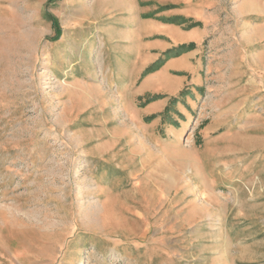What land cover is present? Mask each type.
Returning a JSON list of instances; mask_svg holds the SVG:
<instances>
[{"label":"rangeland","instance_id":"374dc122","mask_svg":"<svg viewBox=\"0 0 264 264\" xmlns=\"http://www.w3.org/2000/svg\"><path fill=\"white\" fill-rule=\"evenodd\" d=\"M248 1L211 9L200 120L164 147L80 52L108 24L95 0H0V264H264V18ZM251 81L259 95L208 150V100ZM214 170L230 176L208 191Z\"/></svg>","mask_w":264,"mask_h":264},{"label":"crops","instance_id":"0c3cea01","mask_svg":"<svg viewBox=\"0 0 264 264\" xmlns=\"http://www.w3.org/2000/svg\"><path fill=\"white\" fill-rule=\"evenodd\" d=\"M220 4L221 0H95L98 14L106 16L108 24L96 27L93 31L96 42H89L87 51L80 52L94 53L97 62L107 63L105 72L117 86L122 109L128 112L130 123L142 124L148 132L160 129L164 136L159 142L164 147L177 146L185 128L194 119L200 120L197 110L205 95L204 68L207 67L201 55L202 45L211 36V9ZM248 4H251L250 14L264 18V0H249L240 9L244 10L243 6ZM192 23L202 25L190 29ZM263 28L254 26L251 31L259 32ZM54 29L59 32L60 28ZM191 44H195L193 50L188 49ZM211 44L217 46V40ZM168 52H171L170 58L165 56ZM158 63L154 72L144 76L148 68ZM210 68L215 70V66ZM217 75L215 79L225 78L222 72ZM247 86L226 88L214 94L215 100H208L214 104L216 113L199 131L208 150L221 140L219 131L230 124L229 119L240 116L252 103V95H259L257 83L251 81ZM220 89L215 88V92ZM182 91L186 95L180 97ZM155 96L162 98L152 99ZM172 99L177 101L170 105ZM168 107L171 111L166 113ZM246 116L251 119L244 117L237 125L241 127L240 135L257 134L259 126H252L254 115ZM207 152L213 159L214 155L210 157L211 152ZM229 176L230 173L206 171L203 182L209 191Z\"/></svg>","mask_w":264,"mask_h":264},{"label":"trees","instance_id":"16d2710c","mask_svg":"<svg viewBox=\"0 0 264 264\" xmlns=\"http://www.w3.org/2000/svg\"><path fill=\"white\" fill-rule=\"evenodd\" d=\"M54 20V19H53ZM54 22V21H53ZM55 23V22H54ZM53 23V24H54ZM55 25V24H54ZM193 26H199V24L197 25V24H195V25H193ZM195 48V45L194 44H191V45H189L188 46V49H190V50H193ZM166 56H167V58H170L172 55H171V52H168V53H166L165 54ZM159 63L157 64V65H154V66H152V67H150V68H148L147 70H146V72L144 73V76H146L147 74H150V73H152V72H154V70L157 68V67H159ZM186 95V91H182L181 93H180V97H183V96H185ZM159 98V97H158ZM177 101V99H172L171 100V103H170V105L171 104H174L175 102ZM171 111V107H168L167 109H166V113L168 112H170Z\"/></svg>","mask_w":264,"mask_h":264}]
</instances>
